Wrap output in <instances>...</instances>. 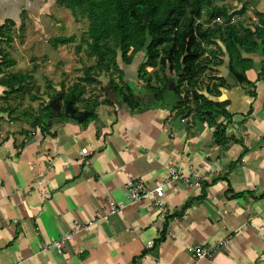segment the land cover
<instances>
[{
    "label": "crops",
    "instance_id": "0c3cea01",
    "mask_svg": "<svg viewBox=\"0 0 264 264\" xmlns=\"http://www.w3.org/2000/svg\"><path fill=\"white\" fill-rule=\"evenodd\" d=\"M242 2L264 15V0ZM53 7L56 0H0V25L41 20ZM247 16L252 28L257 17ZM241 55L251 60L237 66L248 83L228 73L225 55L219 93L201 90L224 105L211 124L179 107L175 94L152 102L137 80V63L124 66L134 109L106 101L103 82L96 117L85 124L55 115L33 127L0 113V264H190V245L213 248L199 264H264V57ZM4 90L0 85V96ZM184 115L192 124L175 125ZM172 169L197 174L201 184L165 187V219L150 201L127 199L129 179L152 187ZM108 200L122 210L109 214ZM69 232L62 252L45 246Z\"/></svg>",
    "mask_w": 264,
    "mask_h": 264
},
{
    "label": "trees",
    "instance_id": "16d2710c",
    "mask_svg": "<svg viewBox=\"0 0 264 264\" xmlns=\"http://www.w3.org/2000/svg\"><path fill=\"white\" fill-rule=\"evenodd\" d=\"M216 1L224 0H56L59 6L68 9L73 16L79 15L86 19L88 55L95 59L96 66L106 72L111 71L117 77L108 81L115 91L116 104L123 103L131 109L137 107L138 103L134 87L125 81L124 66L131 65L139 52L144 53V58L136 70L137 80L144 84L154 103H163L166 92H170L178 97L179 107L184 105L187 90L184 91L183 88L197 87L200 75L207 69L209 62L205 58L206 49L216 40L222 43V47L217 49L220 59L214 65L221 66L224 63L223 57L227 55L228 73L237 82L248 83L244 71H239L237 66L251 63L241 53H254L258 46L257 39L263 46L264 57V15L256 12L257 22L252 28L245 26L239 31L232 24L233 20L225 7L214 5ZM204 8H207V12L202 20ZM216 18H223L225 26L217 24L214 21ZM13 25L11 20L0 25V41L2 38L8 42L12 40L9 31ZM57 40L64 42L66 38L59 37ZM160 47H163V53L160 52ZM15 63L8 52L0 49V85L6 89L0 96V101L19 92L25 83L33 79L30 74L21 71L3 72V68H10ZM156 63L164 70L167 79L164 85L156 83L157 86H152L146 78V67ZM179 71L182 72L181 76ZM262 74L264 75V67ZM183 80H186V86L181 85ZM209 83L205 84L204 90L209 95H215L219 93L217 87L225 81L217 78L211 79ZM171 85L174 87L173 92L168 90ZM84 95L85 86L79 82L68 87L66 93L61 89L56 90L45 104L38 107L30 125H42L43 119L48 120L55 115L67 117L66 103L71 102L74 106L79 101L85 103L83 109L87 111L80 122L85 124L93 120L96 117L94 109L100 101L94 96L84 98ZM223 106L222 103L211 101L208 95L198 90L193 92V116L204 115L209 124L213 123L211 118L216 113H223ZM5 112V108L0 105V113ZM80 114L81 112H77L74 116ZM219 127L216 126L214 136L221 143L223 138L219 139V135H222L223 129Z\"/></svg>",
    "mask_w": 264,
    "mask_h": 264
},
{
    "label": "rangeland",
    "instance_id": "374dc122",
    "mask_svg": "<svg viewBox=\"0 0 264 264\" xmlns=\"http://www.w3.org/2000/svg\"><path fill=\"white\" fill-rule=\"evenodd\" d=\"M214 5L225 7L233 19L232 24L239 31L251 24L249 23L251 17L247 16L248 12L257 17L256 11L251 9L247 3L224 0L216 1ZM206 12L207 8H204L202 20H204ZM22 21L21 26L13 27L9 31L12 44L5 41L6 45L2 44L1 49L8 52L10 57L14 56L17 66L11 70L18 68V71L30 74L33 79L25 83L19 92L12 93L0 101V105L6 110L8 121L25 119L30 121L37 114L38 107L46 102V98L59 89L66 93L67 88L75 82L85 86L84 98L88 96L98 97L103 95L101 84L103 82L108 83L112 77L117 78L111 71L106 72L96 66L95 59L88 55V37L85 34L86 19L79 15L73 16L68 9L59 6L56 2V7H53L52 11L41 20L29 19L26 23L24 16ZM216 22L221 27L225 26L223 18ZM59 37L66 38V41H58L57 38ZM219 47H222L219 40L208 45L207 57H205L209 61L206 65L207 69L200 75L199 84L196 88L189 86L183 88L184 91L187 90L186 94L189 89H197L201 93V90L205 89V84L209 83L211 79H217L218 67L214 64L220 59L218 57L220 53L217 51ZM160 52L163 53V47H160ZM143 58L144 53L139 52L133 63H137L138 66ZM146 70V78L150 80V83H159V85L166 83L167 79L160 64L148 66ZM3 72H7V70L3 68ZM179 75L181 76V74ZM185 82L186 80H183L181 85ZM170 95H172L170 92H166V100L169 99ZM184 98L186 99L183 103L184 109H190L186 95ZM84 104L82 101L77 102L74 106L70 103L69 109L73 110L74 113H82L86 111L83 109Z\"/></svg>",
    "mask_w": 264,
    "mask_h": 264
},
{
    "label": "built area",
    "instance_id": "2783aa9c",
    "mask_svg": "<svg viewBox=\"0 0 264 264\" xmlns=\"http://www.w3.org/2000/svg\"><path fill=\"white\" fill-rule=\"evenodd\" d=\"M214 21L215 22L220 21V19L216 18ZM185 85L186 83H184L183 86ZM196 90L197 89L195 90L189 89L187 94H185L186 97L188 98V105L190 109L192 108V105H193V92ZM189 113L190 112H188L187 114ZM180 121L184 122L187 125L192 124L191 118L186 115L182 116ZM80 153L82 155H85L86 149L84 148L81 149ZM177 183L198 187L201 184V178L197 174H185L179 169H172L169 171L168 175L165 178L158 181L152 187L147 186L139 178L129 179L125 183V193H126L127 199L132 203H141L144 201H150L151 204L158 211L159 216L162 219H165L167 215V208H166V204L164 201L165 187H167L169 184H177ZM107 203H108V208H109V214L119 212L123 208V204L115 203L112 200H108ZM73 233L74 232L66 233L52 240L45 246L47 248H53L54 250L60 253L64 249L65 245L72 240ZM225 243H226V240H221L218 243V246H223L225 245ZM153 246H154V243L152 241L146 244V247L148 248H151ZM186 251L191 257L190 264H199L201 260L211 258L213 254V248H209V247L202 246V245L187 246Z\"/></svg>",
    "mask_w": 264,
    "mask_h": 264
},
{
    "label": "water",
    "instance_id": "95a60500",
    "mask_svg": "<svg viewBox=\"0 0 264 264\" xmlns=\"http://www.w3.org/2000/svg\"><path fill=\"white\" fill-rule=\"evenodd\" d=\"M256 53L258 55H262L263 53V46L262 44L258 43V46H257V49H256ZM182 72L179 71V74H181ZM104 94H105V100L108 101V102H111V103H117V97H116V94H115V91L113 89V86L111 84H109L106 88H104ZM70 103H68L67 107L65 108V112L68 113V115L74 117L75 119L77 120H82V118L84 117L85 114H87V111H84L82 112L79 116H74V111L73 110H70L69 106H70ZM180 119L181 117H177L176 120H175V125H179L180 123Z\"/></svg>",
    "mask_w": 264,
    "mask_h": 264
}]
</instances>
